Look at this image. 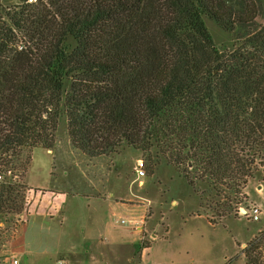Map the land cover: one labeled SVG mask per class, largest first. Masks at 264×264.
<instances>
[{
	"label": "trees",
	"instance_id": "16d2710c",
	"mask_svg": "<svg viewBox=\"0 0 264 264\" xmlns=\"http://www.w3.org/2000/svg\"><path fill=\"white\" fill-rule=\"evenodd\" d=\"M257 17L256 0H0V221L26 209L29 188L9 179L27 174L37 147L53 148L63 121L88 157L126 143L190 186L194 174L228 194L219 217L240 211L243 189L264 180ZM206 19L232 35L231 49ZM262 245L244 248L246 264H263Z\"/></svg>",
	"mask_w": 264,
	"mask_h": 264
},
{
	"label": "rangeland",
	"instance_id": "374dc122",
	"mask_svg": "<svg viewBox=\"0 0 264 264\" xmlns=\"http://www.w3.org/2000/svg\"><path fill=\"white\" fill-rule=\"evenodd\" d=\"M1 3L11 7L19 0ZM256 3L257 21L263 24L264 0ZM206 24L220 49L232 48L230 33L208 19ZM140 160L143 176L136 170ZM19 176L14 172L9 180L29 188L28 203L36 194L49 196L52 190L69 196L53 217H31L28 223V204L9 222L0 221V264H11L13 258L20 264H37L39 255L54 261L61 257L66 264H128V259L129 264H246L244 248L253 240L263 242L264 257V180L260 178L252 179L238 197L248 210L252 205L261 208L260 220L236 207L219 217L217 213L228 212V194L216 196L194 174L190 186L177 167L157 163L126 143L115 153L90 158L73 147L66 121L53 148L37 147L27 174ZM215 203L221 204L216 211ZM143 242L147 247L141 252ZM72 254L76 261L68 259Z\"/></svg>",
	"mask_w": 264,
	"mask_h": 264
},
{
	"label": "crops",
	"instance_id": "0c3cea01",
	"mask_svg": "<svg viewBox=\"0 0 264 264\" xmlns=\"http://www.w3.org/2000/svg\"><path fill=\"white\" fill-rule=\"evenodd\" d=\"M68 196L69 195L65 191H56V190H52V193L49 196L45 194H43L42 196H38L36 194L35 196H33L34 200L33 201L29 200L28 203L29 208H27L28 211L25 214L27 222L28 223L30 222L31 217H44V216L53 217L54 215L58 214L62 210L64 204L66 203ZM37 201H39V205H38L39 207L35 206ZM49 203L50 205L48 206ZM41 205H45V209L41 208ZM25 229L29 230V226L25 227ZM23 238L24 236L22 235V239H21V241L23 240L22 245L25 244V240ZM119 245H128V244H119ZM36 259H37L36 260L37 264H61V262L62 264H66V261H64V259H62L61 257H59V261H57L56 258L54 261L52 257L43 258L42 255L41 256L39 255L38 258ZM68 259H70L71 261H76L78 258L72 254L69 256ZM126 261H128L129 264V259ZM172 262L173 264H175L174 261Z\"/></svg>",
	"mask_w": 264,
	"mask_h": 264
},
{
	"label": "built area",
	"instance_id": "2783aa9c",
	"mask_svg": "<svg viewBox=\"0 0 264 264\" xmlns=\"http://www.w3.org/2000/svg\"><path fill=\"white\" fill-rule=\"evenodd\" d=\"M32 1V0H30ZM144 162L143 160H140L138 161V164H137V172L140 176H143L144 175ZM9 175H11V172H8ZM0 180H2V177L0 176ZM243 210V211H246V213L255 221H258L261 219V215H262V210L261 208L258 206V205H252L250 207V209H245V208H241L240 211ZM123 223H127L126 220H122ZM11 264H20L19 260L17 258H13L11 260ZM62 264V262H61Z\"/></svg>",
	"mask_w": 264,
	"mask_h": 264
},
{
	"label": "water",
	"instance_id": "95a60500",
	"mask_svg": "<svg viewBox=\"0 0 264 264\" xmlns=\"http://www.w3.org/2000/svg\"><path fill=\"white\" fill-rule=\"evenodd\" d=\"M246 212V211H245ZM246 214V213H245Z\"/></svg>",
	"mask_w": 264,
	"mask_h": 264
}]
</instances>
